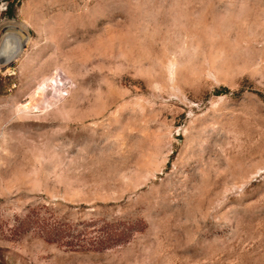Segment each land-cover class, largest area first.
Masks as SVG:
<instances>
[{
    "label": "rangeland",
    "instance_id": "1",
    "mask_svg": "<svg viewBox=\"0 0 264 264\" xmlns=\"http://www.w3.org/2000/svg\"><path fill=\"white\" fill-rule=\"evenodd\" d=\"M0 264H264V0H0Z\"/></svg>",
    "mask_w": 264,
    "mask_h": 264
},
{
    "label": "bare ground",
    "instance_id": "2",
    "mask_svg": "<svg viewBox=\"0 0 264 264\" xmlns=\"http://www.w3.org/2000/svg\"><path fill=\"white\" fill-rule=\"evenodd\" d=\"M5 36V35H4ZM3 36V37H4ZM3 38L1 39V41ZM22 51V44L21 41L15 42L14 49L9 53V55L4 59L6 64L12 63L21 53ZM64 85L65 82L62 81V78L58 73L55 74V76L51 79H48L46 81L45 87H43L41 90L47 94V98H55V99H61L64 94ZM41 100V99H40ZM43 102V101H41Z\"/></svg>",
    "mask_w": 264,
    "mask_h": 264
},
{
    "label": "trees",
    "instance_id": "3",
    "mask_svg": "<svg viewBox=\"0 0 264 264\" xmlns=\"http://www.w3.org/2000/svg\"><path fill=\"white\" fill-rule=\"evenodd\" d=\"M227 91H228V89H226V88H222V89L219 90V91H215V92H214V95H216V96H221V95L225 94Z\"/></svg>",
    "mask_w": 264,
    "mask_h": 264
}]
</instances>
